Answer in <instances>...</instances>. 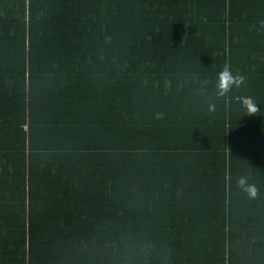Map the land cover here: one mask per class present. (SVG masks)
Segmentation results:
<instances>
[{
    "label": "trees",
    "instance_id": "1",
    "mask_svg": "<svg viewBox=\"0 0 264 264\" xmlns=\"http://www.w3.org/2000/svg\"><path fill=\"white\" fill-rule=\"evenodd\" d=\"M262 21L264 0H0V264H264ZM225 62L246 79L217 99Z\"/></svg>",
    "mask_w": 264,
    "mask_h": 264
},
{
    "label": "clouds",
    "instance_id": "2",
    "mask_svg": "<svg viewBox=\"0 0 264 264\" xmlns=\"http://www.w3.org/2000/svg\"><path fill=\"white\" fill-rule=\"evenodd\" d=\"M261 26H264V21L261 22ZM245 77L243 74L233 71L232 65L225 62L220 71L216 75V97L217 99H223L228 97L233 88L242 86L245 83ZM248 114L254 116L258 109L255 105L248 106ZM215 111V104L209 105V112ZM237 187L246 192L249 196L255 197L257 195V189L254 184L249 183L247 176H239L236 180Z\"/></svg>",
    "mask_w": 264,
    "mask_h": 264
},
{
    "label": "crops",
    "instance_id": "3",
    "mask_svg": "<svg viewBox=\"0 0 264 264\" xmlns=\"http://www.w3.org/2000/svg\"><path fill=\"white\" fill-rule=\"evenodd\" d=\"M249 98V97H248ZM252 99V98H251ZM246 104V103H245ZM247 106H250V105H248V104H246ZM61 108H59L58 107V109H56L55 111H54V114H49L48 116L49 117H52V118H54L55 116H56V113L59 115V116H61V110H60ZM67 111L65 112L64 111V113H66V116H65V119H66V121H71L72 120V118L73 117H75L74 116V114H77V112H78V109H75V108H73V107H68L67 109H66ZM79 110H80V113L82 112V110H81V108H79ZM86 118V117H85ZM70 124H68V126H69ZM67 127V126H66ZM69 127H72V128H74V127H76V126H74V125H72V126H69ZM27 129H30V126L29 125H27V127H26ZM65 129V128H64ZM62 132H60V134H61ZM71 137V135H69V131H68V135H67V137L65 138L64 137V141H66V139H69ZM74 148V147H73Z\"/></svg>",
    "mask_w": 264,
    "mask_h": 264
},
{
    "label": "built area",
    "instance_id": "4",
    "mask_svg": "<svg viewBox=\"0 0 264 264\" xmlns=\"http://www.w3.org/2000/svg\"><path fill=\"white\" fill-rule=\"evenodd\" d=\"M245 103L248 104V105H252L253 103V100L251 98H243Z\"/></svg>",
    "mask_w": 264,
    "mask_h": 264
}]
</instances>
